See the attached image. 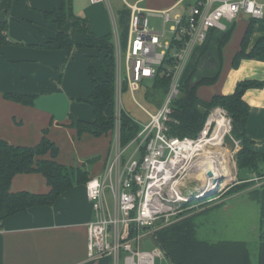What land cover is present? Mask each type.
<instances>
[{"label":"crops","instance_id":"obj_1","mask_svg":"<svg viewBox=\"0 0 264 264\" xmlns=\"http://www.w3.org/2000/svg\"><path fill=\"white\" fill-rule=\"evenodd\" d=\"M78 1L81 10L75 13L73 0H70L71 13L86 20L97 37L110 36L111 43L114 27L118 32L120 15L117 13L125 12L126 23L129 22L130 10L122 0L118 3L109 0L111 10L104 5H91L88 0ZM143 1L135 0L129 4H136L141 9L165 10L177 0L147 8L139 6ZM75 2L77 4V0ZM63 3L68 5L65 0L0 1V12L5 13L6 23V43L0 46V141L12 146L34 147L45 132V137L58 148L55 161L67 167L80 168L90 179L103 175L109 159L111 134L99 137L88 133L79 135L70 126L72 121L90 122L93 119L89 105L90 120H83L79 111L80 102L86 103L91 93L87 69L93 67L90 53L93 49L73 48L66 51L47 48L48 41L58 32L72 35L70 20L60 29L46 18L47 14L58 12ZM184 12L185 9L177 13ZM249 24L250 20L246 17L231 24L234 28L222 50L219 80L209 86V94L197 96L209 101L215 95L232 94L239 82L259 83L260 86L249 88L243 94V101L249 107L245 138L252 142L256 152L264 154V53L241 60L236 68L232 66L233 57L240 50ZM252 31L247 52L259 40L264 43V22H255ZM203 51L196 50L193 68ZM211 70V66H206L202 73ZM76 71L83 85L74 81ZM6 93L34 98L63 93L69 101L68 115L57 122L50 114L33 106L6 100ZM84 184L74 185L50 207L29 208L7 218L0 228V264H112L109 256L97 260H89L86 256V225L92 219V209ZM9 190L13 193L46 194L49 187L42 175L30 173L15 175ZM106 194L107 190L105 197Z\"/></svg>","mask_w":264,"mask_h":264},{"label":"built area","instance_id":"obj_2","mask_svg":"<svg viewBox=\"0 0 264 264\" xmlns=\"http://www.w3.org/2000/svg\"><path fill=\"white\" fill-rule=\"evenodd\" d=\"M91 5L110 8L109 0H88ZM188 0H177L169 9L147 10L122 3L130 10L126 46L122 49L116 27L112 33L114 57V123L111 131L109 159L103 175L90 178L85 184L86 197L91 205L92 219L86 225V256L97 260L104 256L112 264H157L164 254L140 232L149 230L161 217L172 215L177 209H188L191 201H211L215 195L228 189L237 178L235 155L239 141L231 136V118L225 110L212 108L195 138L170 135L173 122V102L181 95V76L196 50L204 49L210 32H225L229 25L246 17L264 22V0H193L184 13H173L177 6ZM160 20V29L149 25L148 18ZM167 26V28H166ZM169 62V65L167 63ZM165 66L168 86L160 100L147 105L151 112L135 98L144 81L153 82L158 68ZM145 115L146 121L132 117L125 110L122 95ZM145 102V93L142 91ZM127 116L137 127L136 134L121 143V118ZM232 144L229 148L225 139ZM132 149L128 158L124 151ZM225 150L232 181L217 187L207 176L215 165L211 155ZM208 153V154H207ZM206 164L211 167L208 168ZM214 178V177H213ZM112 196L108 205L105 191ZM208 193L213 196L204 199ZM159 208H166L157 214ZM148 242L150 249H140Z\"/></svg>","mask_w":264,"mask_h":264},{"label":"trees","instance_id":"obj_3","mask_svg":"<svg viewBox=\"0 0 264 264\" xmlns=\"http://www.w3.org/2000/svg\"><path fill=\"white\" fill-rule=\"evenodd\" d=\"M67 3V6L63 3L58 12L47 14L46 18L56 23L60 29L67 20H70L72 35L70 37L58 32L54 38L48 41L47 48L66 51L73 48L93 49L106 53L102 59L98 60L102 76L92 66L87 69L91 81V93L86 103L92 110L93 119L90 122L72 121L70 126L79 135L82 133H88L95 137L107 135L111 133L114 123V57L111 37L94 35L86 20L75 17L71 13L70 0H67ZM254 23L250 20L242 37L240 50L233 57V68H236L243 59H252L264 53V43L261 40L247 52ZM233 28L234 25H231L225 32H215V30L210 32V37L199 61L205 56H214L218 68L207 74L199 73L197 70L198 61L191 74L189 73L183 82L181 95L172 104L173 122L170 123L169 133L178 138H195L203 127L209 111L215 107L222 108L231 118V136L240 143V149L235 155L238 176L239 171L256 170L259 167V162L264 163V154L256 152L252 142L245 138L249 107L243 101L244 92L249 88L260 86V84L253 81H242L237 83L232 94L215 95L209 101L201 100L196 93L199 86H212L218 80L222 50L228 42ZM5 30L6 23L4 21V23H0V46L6 43ZM164 71L165 66L159 67L158 76L153 82L154 89H161L157 92L159 97H162L169 83V77ZM4 98L27 106H32V101L35 99L13 93L4 94ZM137 129L138 127L127 116H122V145H125L136 134ZM57 153L58 148L45 137V132L40 142L34 147L12 146L0 141V228L7 218L29 208L52 206L61 194L74 185L84 184L88 180L86 173L80 168L58 164L55 161ZM30 173H38L46 179L49 187L46 194H32L26 191L10 192V182L15 175ZM254 175L256 174L254 173ZM257 175L264 176L262 171H258ZM257 195L261 199L259 201L261 209L257 264H264V193L257 192ZM251 196L253 195L251 194ZM195 202L191 201L190 204ZM197 222L196 219L185 218L155 233L156 244L161 248L170 264H254L244 243L224 241L208 244L207 241L200 240Z\"/></svg>","mask_w":264,"mask_h":264},{"label":"rangeland","instance_id":"obj_4","mask_svg":"<svg viewBox=\"0 0 264 264\" xmlns=\"http://www.w3.org/2000/svg\"><path fill=\"white\" fill-rule=\"evenodd\" d=\"M75 1L76 0H73V11L75 13H78L79 10H81V5L78 0L77 4ZM110 1H112L113 3H118L119 0ZM127 1L129 3H133L135 0ZM166 1L168 0H144L142 3H139V6L143 8L156 7V5H161ZM192 3L193 0H188L185 3L180 4L174 11H172V14L184 10L186 5L191 6ZM100 5L101 4H97L95 6ZM121 10L125 11V9ZM117 14L120 15L118 26L119 45L122 49H124L127 41L128 23H126L125 12H118ZM148 22L149 25L154 27L155 29H160V20L149 17ZM90 53H92L91 56H93V61L91 62V65H93L97 73L102 76L101 69L98 65V60L102 59L106 55V53L98 52L95 50L90 51ZM195 55L191 58V60H189V62L185 66L180 79L181 82L186 80L189 72L195 68H193V59H195ZM86 61L87 60H85V62ZM207 73L210 72H206L205 74ZM83 77H86V72L85 74H83ZM74 78V81H76L79 85H83V81H81V78L78 75V71H76ZM151 85V81H144L142 83L141 92L136 93L135 98L143 107L147 108L152 112L153 108L147 104L152 103L154 99L160 100L161 97L157 95V92L152 89ZM208 88L209 86L206 85L199 86L196 90L197 95L205 96L206 94H209L210 91L208 90ZM142 91H144L145 93V102L142 99ZM122 101L125 110L128 114H130L136 119L141 120L142 122L146 121L145 115L140 111V109L136 105L132 103L129 94L124 93L122 95ZM80 104H82L79 110L81 113V118L83 120H90L89 118L91 112L89 106H87L88 104H86L85 102H80ZM225 143L229 148L232 147V144L227 138L225 139ZM131 151L132 149L124 151L122 157L125 159L128 158L130 156ZM225 152V150L222 151V153ZM224 164L226 165L227 172L230 171V167H228L223 160V165ZM258 164L259 167L256 170L253 169L252 171H239L237 176L238 180L237 178L236 180H234V185L228 190L226 189V187L229 186V184L223 187V190H221L220 193L215 195V199L211 201L205 200L202 201V203L200 204L197 203V201H201L200 199L195 200L196 202L193 203L190 208L183 210L177 209L172 215L161 217L160 219L156 220L149 230H144L140 233L143 234V236L151 235L153 237H156V232L182 219H196L198 221L197 223L199 226L198 237L200 240L207 241L208 244H214L224 241L244 243L245 248L249 251L251 255V260L254 264H257V248L260 235L258 227L261 209L259 203L261 199L258 198L260 196L257 195V192L264 193V176L259 177L257 175L258 171H262L264 175V163L259 162ZM254 173L256 175H254ZM243 179L248 180L245 181ZM221 184L222 186L225 185L224 182ZM251 194L253 196H251ZM106 201L108 205H112V196L108 190L106 194ZM150 248L151 244L148 242H143L140 244V249ZM157 264H170V262L165 258V256H163L158 259Z\"/></svg>","mask_w":264,"mask_h":264},{"label":"water","instance_id":"obj_5","mask_svg":"<svg viewBox=\"0 0 264 264\" xmlns=\"http://www.w3.org/2000/svg\"><path fill=\"white\" fill-rule=\"evenodd\" d=\"M5 21V13L3 11L0 12V23H4ZM209 60V61H208ZM206 66H211L212 70L215 71L218 68V64L214 56H205L200 59L197 70L199 73H202L203 68ZM32 106L39 111L48 113L53 117L57 122L63 121L67 115L69 110V101L67 97L63 93H53L47 96H40L35 98L32 101ZM207 176L211 178L212 185L217 187L222 183V178H213L211 172L207 173ZM213 196V193H208L204 196V199H208ZM150 242L153 246H157L156 237H150Z\"/></svg>","mask_w":264,"mask_h":264},{"label":"bare ground","instance_id":"obj_6","mask_svg":"<svg viewBox=\"0 0 264 264\" xmlns=\"http://www.w3.org/2000/svg\"><path fill=\"white\" fill-rule=\"evenodd\" d=\"M223 150H216L213 155H211L213 162H215V165L212 166V172H213V177L215 179L217 178H222V183L224 182V184H228L230 181H232L233 177L231 174V170L227 172V168L226 165H223V160L224 162L227 164V166L229 167V162H228V158L225 153H222ZM208 154V153H207ZM206 166L208 168H210L211 166L209 164H206ZM224 175V176H223ZM166 211V208H159L157 210V214H162Z\"/></svg>","mask_w":264,"mask_h":264}]
</instances>
